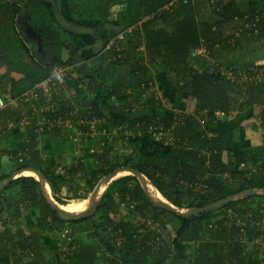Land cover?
Masks as SVG:
<instances>
[{"label":"trees","instance_id":"1","mask_svg":"<svg viewBox=\"0 0 264 264\" xmlns=\"http://www.w3.org/2000/svg\"><path fill=\"white\" fill-rule=\"evenodd\" d=\"M20 1L25 3L38 45L52 51V65L37 60L33 38L23 41L14 26L21 12L16 1L10 5L0 0V65L19 76L0 95L6 103L0 112V182L33 169L44 177L53 199L65 205L59 197L65 187L82 191L85 199L102 177L128 167L180 210L201 208L244 191H264V156L261 165L256 164L255 175L247 166L239 168L243 163L234 169L226 144L236 137V130L226 124L228 120L222 123L216 117V113H242L257 106L264 128V66L245 67L242 75L213 58L220 50L243 48L245 42L264 44V0H245L240 5L232 0H99L87 18L77 11L82 0ZM105 25L119 30L107 32ZM132 27L131 33H122V40H116ZM111 40L117 44L109 52L117 57L115 63L131 64L129 72L115 79L102 67L101 53ZM140 47L149 57L147 64L135 60ZM64 49L70 55L67 64L86 82L76 93L78 116L95 122V136L102 128L114 136L86 135L76 143L77 132L87 133V127L67 130L45 124L73 109L67 101L59 102L56 114L40 116L42 126L24 125L17 150L2 148L8 120L25 113L24 105L15 99L47 79L54 67L66 64L61 58ZM201 50L204 57L198 59L194 52ZM74 81L69 75L65 78L69 89ZM153 85L168 99L169 107L183 112L165 108L152 92ZM234 87L241 91L244 87V100L236 108L231 97ZM146 93L149 97L140 108L125 105L130 99L137 103ZM137 129L161 131L167 137L127 142V135ZM40 135H48L52 143H71L72 154L79 147L80 156L60 172L62 157L39 153ZM116 140L131 146L120 166L111 165L112 156L115 163L119 158L120 151L112 146ZM260 140L263 144L264 137ZM257 149L264 151L261 146ZM2 157L7 158L9 171H3ZM258 193L183 217L155 206L135 177L124 176L108 185L92 210L64 216L51 208L33 177H19L0 191V264H260L245 256L248 246L259 250L254 241L264 237V194ZM255 198L263 202L253 208L247 202ZM125 212L138 219L136 227L121 217ZM66 227L73 250L62 257L60 240L51 242L53 250L46 246L44 234ZM152 227L156 230L150 233ZM139 228L144 232L139 233Z\"/></svg>","mask_w":264,"mask_h":264},{"label":"rangeland","instance_id":"2","mask_svg":"<svg viewBox=\"0 0 264 264\" xmlns=\"http://www.w3.org/2000/svg\"><path fill=\"white\" fill-rule=\"evenodd\" d=\"M223 1L226 2L228 0H222V2ZM232 1L235 2L236 4L240 5L241 2L245 1V0H232ZM97 2H99V0H82L81 2H78L77 11L79 10L81 12L80 13L77 12V13L82 14L81 18H87L91 14V11L93 10V8L97 5ZM159 27H162V26L159 25ZM104 29L107 32H115V31L119 30V29H114V28H112V26H109V25H105ZM30 37L31 38H28V39L37 38L33 31L30 32ZM243 45H244L243 48H238L235 50H226V49L220 50V52H216L214 54L213 58L217 62H222L223 65L225 67H227L228 69L232 68V69L238 70L240 72V74H242V75L245 72L244 71L245 67L248 68V67H250V65H253V66L263 65L264 66V44L258 43L255 41H251L248 43L245 42ZM35 49L36 48L34 47V51H35ZM40 49H41V54H39L40 55L39 58L40 57L41 58L39 60L38 56L36 55L38 58V59L37 58L36 59L39 60L40 62H42L43 61L42 57H45L46 51L43 48H41V46H40ZM109 52H111V49L107 50L106 48H104L102 53H101L102 57L104 58V62L102 65L103 69L106 68V69L110 70L114 74L113 79H115L116 75H118V74L125 75L127 72H129L131 64H117V63H115V62H117L116 61L117 57H114ZM194 53L198 59L201 57H204L202 50L201 51H195ZM69 56L70 55H69L68 51L66 49H64L62 51V54H61L62 61L66 62V64L64 66L71 68V66L67 64ZM134 57H135V60H139L143 64L144 63L147 64L149 61V57H148V55L145 52L143 47H140L135 52ZM57 67L58 66L54 67L53 70H55V68H57ZM73 74L75 76L74 80H76V81H74V83L71 86H69L72 93H68V94H70V95H67L68 98L73 93L76 94L77 92H81L83 89V86H84L83 83H86V82L80 81L79 77L77 76V74L74 71H73ZM18 77H19L18 75L8 71L7 68L1 64L0 65V95L2 93V90L8 86L9 81L11 79H15V78L17 79ZM244 79H245V77L242 78V81H239V84H243ZM65 86L67 88V92H69L70 89L68 88V84L66 85V82H65ZM243 90H244V87H243L242 91L238 87H234L235 92H234V94H231V97L233 99V107H235V108L238 107V105L241 104V102L244 100L243 99V95H244ZM152 92H155L156 98H158L160 100V103L163 106H165L166 108L167 107L169 108L168 99H166V98L164 99L162 97V95L159 92L158 87L156 85H153ZM149 94H151V93H149ZM81 95H84V94H81ZM148 97H149V95H147V93H146L141 98H139L137 103L134 100L130 101L131 100L130 99L127 103H125V105L129 106L132 104L133 108L136 110V109L140 108L142 106V104H144L146 102V99ZM133 102H135V103H133ZM253 108L258 109L257 112H258V117H259V113H260L261 108L257 107V106L253 107ZM28 109L29 108H27V110ZM248 109H251V108H248ZM14 110H15V108H14ZM27 110L25 109V112H27ZM232 115L231 114L226 115V117H224L221 120L222 123L227 122V119L230 120L228 117H231ZM245 116L243 117L242 125H241V129L243 130V133L240 132L239 133L240 135H238V137L233 136L229 141H227L226 148L231 152L229 155V160L233 162L234 169H235L237 164L243 163L244 166H247V169L250 172L251 171L253 172V169H255L256 171H255V173H253V175H255L259 172V170L257 171L258 166L256 164L261 165L262 158L264 156V151L262 153L256 152L257 150H259V149H257L259 147L256 145V142L259 141L261 139V137H264V128L261 126V123L259 120H256V122L255 121H252L249 123L247 122V121H251L250 118H252L254 115H250L249 117H246V118H245ZM19 117H20L19 115L15 116L13 121L11 122V124L14 128L19 127L21 129L20 131H22L24 129V126H22V123H20L21 119ZM220 117L221 116H219L218 119H220ZM33 118H35V116ZM33 122L36 123L35 120ZM66 129L68 130V128H66ZM11 131H12V129H11ZM11 131H7V132L11 133ZM103 131L105 132V134H99L98 133L95 137L101 138L103 135L114 136V132L113 133L109 132V134H108V132L105 129H103ZM103 131H101L100 133H102ZM9 133H8V135H10ZM161 133H162L161 131L157 132L156 134H155V132H152V135L149 134V136H148V133H144L143 131L137 129V130L132 131V133L128 135L127 142H134V141H136V139H138L140 137L142 139L141 140L142 142H148L152 139H158V136ZM162 134L164 136H167L164 133H162ZM146 135L148 137H146ZM258 135L260 137L259 139H258ZM79 141H80V137L75 142L78 143ZM112 146H114L115 150L118 149L120 152L118 154L119 158H118V160H116V163H115L113 156L111 157L113 159L111 161V165L112 166H120L122 164V159L128 155L127 150L131 149V146L125 142H122V140L114 141ZM91 147L92 148H96V147L98 148L99 146L98 145L97 146L92 145ZM72 148H73V145H72ZM76 148H77L76 153L78 154L80 148L79 147H76ZM92 150H94V149H90V151H92ZM63 168L64 167L60 168V172L63 170ZM19 175L16 178H19V177H33V178H35L34 176H25L22 174H19ZM125 176H130V175L125 174ZM122 177H124V174ZM103 178L104 177H102L100 180H98V182L94 186L93 190L95 189V187L100 183V181ZM138 182H139V180H138ZM140 183L141 182H139V184ZM108 185H107V187H108ZM140 186H141V184H140ZM91 193L87 197H90ZM48 194L51 196L50 199L53 201L54 199H53L52 193H50L48 191ZM63 194L64 195H61V196L59 195V197L61 198L62 202H64L65 204L69 203V201H71V200H75V198L81 199V197L83 196V192L77 191L75 187H72L70 189V191H69V189H67L65 187V189L63 190ZM83 201H84V205H82V208L80 210H83L85 208V206L89 202V199H85ZM253 202L252 201L247 202V204L251 205V204H253ZM56 205L58 206L60 204H56ZM90 210H92V208ZM181 211L185 212L187 210H181ZM121 217L127 221L132 220L133 223L130 222L132 224L139 222L138 219H135L132 215L128 214L127 212H125V214L122 213ZM148 225H151V223L147 224V226ZM136 226H137V224H135V227ZM151 226H148V227H151ZM263 226H264V224H263ZM139 230H141V229L139 228L138 231ZM153 230H156V229L154 228ZM151 231H152V229H150L149 232L151 233ZM58 233H59L58 230L54 233H45L44 234L45 244L51 245V242H53L57 238ZM262 244H264V240L262 241L261 245H259V246H262Z\"/></svg>","mask_w":264,"mask_h":264},{"label":"built area","instance_id":"3","mask_svg":"<svg viewBox=\"0 0 264 264\" xmlns=\"http://www.w3.org/2000/svg\"><path fill=\"white\" fill-rule=\"evenodd\" d=\"M140 26V24H137ZM134 27L129 28L121 33H119L116 37V40H122L123 34L122 33H131ZM116 41L111 40L107 46L106 49L110 50L114 46H116ZM69 75L71 78H75L73 74L72 67L68 68L66 66H58L51 72V75L45 79L44 81L40 82L37 86L27 90L20 96H18L15 99V102H19L24 105L25 109L27 108L31 109V112L27 115V113H23L20 115V123H22V126L24 125H33L35 126H42V122L38 121L40 116H43L47 113H56L59 111V102H67L68 97L67 95V88L65 86V78ZM152 90V88H151ZM158 99V98H156ZM6 107V103L4 100L0 97V112L3 111V109ZM85 109V108H84ZM222 113H216V117L223 116ZM35 116V118H33ZM65 118V119H64ZM68 118H73L72 120H69ZM35 120L36 123L33 121ZM64 120V121H63ZM12 121L8 120L9 126L7 127V131L13 130L14 127L11 124ZM45 124L49 123V127H63V128H71L72 126H78V127H87L88 132L83 133L82 131L77 132L75 135L74 141H77L79 137L82 136H92L95 132V122L94 121H87L85 119H81L80 116H78V110L76 106H73V109L71 111H65L63 113V116H59V118L56 121H53L50 123L49 121L44 122ZM161 137H167L164 136L162 133L159 134L158 139ZM244 165H241L239 168H243ZM18 176V175H17ZM16 176V177H17ZM264 193V191H262ZM131 208V207H130ZM150 224V220L148 222ZM240 225L241 224H236ZM152 230L154 227L151 228ZM143 229L139 230V233H143ZM154 231V230H153ZM137 232V233H138ZM60 243H58V247L62 250V257L66 254H68L70 251L73 250V246H70L69 243L71 242L70 238V230L69 228H64L59 233ZM264 240V237L260 236L259 238L255 239L254 243L256 245L261 244V242ZM62 242V243H61ZM65 242V244H64ZM261 264H264V255L260 257Z\"/></svg>","mask_w":264,"mask_h":264},{"label":"crops","instance_id":"4","mask_svg":"<svg viewBox=\"0 0 264 264\" xmlns=\"http://www.w3.org/2000/svg\"><path fill=\"white\" fill-rule=\"evenodd\" d=\"M5 69V68H4ZM68 93H72L71 91H69ZM70 95V94H69ZM78 98V97H77ZM68 100L70 101V102H72V105L73 106H76V108H77V110L79 111V108H78V103H76V100H78V99H76V94L75 93H73L71 96H69V98H68ZM165 107V106H164ZM166 108V107H165ZM168 108V107H167ZM170 109H172L173 111H176V112H183V110L184 109H176V108H171V107H169ZM189 110V109H188ZM60 111V110H59ZM58 111V112H59ZM189 111H191V109L189 110ZM258 109L256 108H251V109H247L246 111H244V112H242V113H236V112H232L231 113V117H228L230 120H228L229 122H227L226 124H228V123H230V125H233L232 127H234L235 128V133L237 134L236 136L238 137V133H240V132H242L243 133V130L241 129V125H242V120H243V117L245 116V118L246 117H249L250 115H254L252 118H250V120L251 121H247L248 123L249 122H252V121H255L256 122V120H259L260 121V119H258L259 117H258ZM27 112H28V114H29V112H31V109H28L27 110ZM26 113V112H25ZM57 113V112H56ZM56 113H52V114H56ZM108 115H110V116H112V117H114L115 119H117V120H120V121H125L126 120V117L125 116H123V115H113V114H111V113H107ZM60 116H63V114H61ZM224 117H226V115H223V116H221L220 117V121L224 118ZM69 120H72L73 118H68ZM245 120V119H244ZM64 121V120H63ZM222 122V121H221ZM222 126V125H221ZM224 126H225V124H224ZM101 127V126H100ZM224 128V127H223ZM66 129V128H65ZM68 129H70V128H68ZM101 129V128H100ZM99 129V130H100ZM103 129L104 128H102V130L101 131H103ZM21 129L19 128V127H15L12 131H11V133H9L10 135H8V137H6V138H4V139H2L1 140V146H2V148H4V149H7V150H11V151H14V150H17V148H18V145H19V143L21 142V141H23V138H24V133H23V130L22 131H20ZM99 130H97V131H99ZM107 132H109L107 129H105ZM100 131V132H101ZM100 132H97V133H99V134H105V132L103 131L102 133H100ZM153 132H155V131H153ZM157 132H159V131H157ZM157 132H155V134L157 133ZM238 132V133H237ZM96 133V132H95ZM95 133L92 135V137L93 136H95ZM132 133V132H131ZM131 133H129V134H131ZM128 134V135H129ZM149 134H151L152 135V133H148V136H149ZM128 135H127V137H128ZM251 135V134H250ZM147 135H146V137H148ZM157 136V135H156ZM82 137H80V139H81ZM260 137H259V135H258V139H259ZM142 140V139H141ZM261 142V140H259V141H257L256 142V145L258 146V147H264V143L262 144V142ZM38 147H37V149H38V151H39V153H44V152H46V153H48V154H50V155H54L53 157H56V158H58V157H62L63 158V162L61 163V166H60V168L61 167H63V166H69V164L72 162L71 160L73 159V157H78V156H80V152H78V154L76 153V151H74L73 152V154L71 153L72 151H73V148H72V144L71 143H63V142H58V141H54L53 143L51 142V140L49 139V136L48 135H40L39 136V138H38ZM1 162H3L5 165L3 166V171L5 170V172L6 171H9L10 170V168H9V166H7L6 164H7V158H5V157H2V159H1ZM59 168V169H60ZM259 169H257V171H258ZM255 169H253V172L251 171V173L253 174V173H255ZM0 172H2V171H0ZM47 186H48V184H47ZM49 187V186H48ZM50 189V188H49ZM50 193H51V190H50ZM258 194H264V193H258ZM85 199H89V197H87V198H85ZM85 199H77V200H85ZM252 202H253V204H251L252 205V207L254 208L255 206H256V204H260V205H262L261 203L263 202L262 201V199L261 198H255V199H253V200H251ZM57 203V202H56ZM88 205V204H87ZM263 222V224H264V220L262 221ZM61 231V230H60ZM60 231H59V233H60ZM59 233H58V235H57V238H58V240H57V242H59V240H60V238H59ZM262 243V242H261ZM259 245H261V244H259ZM259 245H257L258 247H260L259 248V250H256L255 248H253L252 246H248L247 248H246V250H245V256L247 257V258H249V259H251V260H260V257H262V255H264V244H262V246H259ZM46 246H48L49 248H52L53 250H54V248L53 247H55V246H53L52 244L50 245H46ZM58 246V245H57ZM58 253H61L62 254V250H61V248H59L58 249ZM62 256V255H61ZM261 262V261H260ZM261 264V263H260Z\"/></svg>","mask_w":264,"mask_h":264},{"label":"water","instance_id":"5","mask_svg":"<svg viewBox=\"0 0 264 264\" xmlns=\"http://www.w3.org/2000/svg\"><path fill=\"white\" fill-rule=\"evenodd\" d=\"M48 51H46V55L44 57V61H43V64L46 66V65H52V61H51V53L52 51L50 50V48L47 49ZM31 173L35 178V180L40 184L41 186V189L43 191V194L44 196L46 197L45 195V192H44V188H45V179L44 177L38 173L37 171L33 170V169H26V170H22L20 173ZM118 173H128V175L132 176V177H135L136 179L139 180V182H141V188L143 189L146 197H148L151 202H153L152 198L150 197V195L148 194V191L146 189V182L147 179L140 173L138 172L137 170L135 169H132V168H128V167H119L117 168L112 174H110L109 176L107 177H104L100 183L95 187V189L93 190V192L91 193V201H90V204L88 205L87 208H85L80 214H75V215H72V214H68L62 210H60L55 203V201H52L50 199H48L47 197V202L48 204L51 206V208L53 210H55L56 212L64 215V216H81V215H84L86 214L97 202V199H96V195H97V191H98V188L102 185H105L109 179L113 178L116 174ZM18 174L15 173L13 174L11 177L3 180L2 182H0V191L2 189H4L7 185L10 184L11 181H13L14 179H16V176ZM258 191L257 190H250V191H244V192H240V193H237V194H234L232 196H229L225 199H222V200H218L212 204H209V205H206L204 207H201V208H193V209H190V210H187L185 212H180L179 210L180 209H177L176 207H174L173 205H171L168 201V204H164V203H161V202H153L155 206L159 207L160 209L162 210H166L170 213H173L175 215H180V216H183V217H191V216H196V215H199L201 213H204V212H207V211H210V210H216V209H220L222 207H225L226 205H228L229 203L233 202V201H236V200H239V199H242V198H246V197H249V196H253L255 194H257Z\"/></svg>","mask_w":264,"mask_h":264},{"label":"bare ground","instance_id":"6","mask_svg":"<svg viewBox=\"0 0 264 264\" xmlns=\"http://www.w3.org/2000/svg\"><path fill=\"white\" fill-rule=\"evenodd\" d=\"M22 175H25V176H33L31 173H21ZM124 174H127L128 173H118L116 174L113 178L109 179L108 182L105 184V185H102L98 188V191H97V195H96V199L97 201L100 199L99 197L103 194V192L106 190L107 188V185L122 177ZM21 175V176H22ZM20 176V175H19ZM146 189L148 191V194L150 195V197L152 198L153 202H161V203H164V204H168V202L162 197V195L155 189V187H153L150 182H146ZM48 191L50 192V189L49 187L47 186V183L45 184V188H44V192H45V195L48 199H50V195L48 194ZM99 198V199H98ZM51 200V199H50ZM54 201V200H53ZM90 201H91V195L89 197V202H88V205L90 204ZM56 203V202H55ZM58 204V203H57ZM82 205H84V201L83 200H71L69 201V203L65 204V205H56L60 210L68 213V214H72V215H75V214H80L85 208L88 207V205L85 206V208L83 210H80L82 208ZM180 212H182L181 210H179Z\"/></svg>","mask_w":264,"mask_h":264},{"label":"flooded vegetation","instance_id":"7","mask_svg":"<svg viewBox=\"0 0 264 264\" xmlns=\"http://www.w3.org/2000/svg\"><path fill=\"white\" fill-rule=\"evenodd\" d=\"M16 1V7L20 8L21 12L17 15L16 20L14 21V26L17 27V30H19L20 34H21V38L23 41H27L30 40L28 38L30 37V32L33 31L32 27L28 24V19L26 18V10L24 9V5L25 3L21 2L20 0H15ZM13 2V0H7V3L11 5V3ZM33 43L36 45L35 46V51L37 53V56L39 58V54H41V49L40 46L38 45V40L37 38H33ZM46 55V54H45ZM41 58V57H40ZM39 58V60H40ZM43 61H44V57Z\"/></svg>","mask_w":264,"mask_h":264},{"label":"clouds","instance_id":"8","mask_svg":"<svg viewBox=\"0 0 264 264\" xmlns=\"http://www.w3.org/2000/svg\"><path fill=\"white\" fill-rule=\"evenodd\" d=\"M42 63H43V61H42ZM53 69H54V68H53ZM53 69H52V70H53ZM20 174H21V173H20ZM249 191H250V190H249Z\"/></svg>","mask_w":264,"mask_h":264}]
</instances>
